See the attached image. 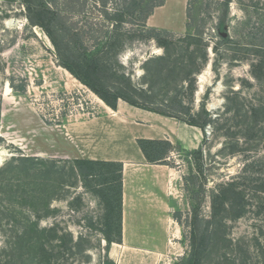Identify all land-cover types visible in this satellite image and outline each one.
Returning a JSON list of instances; mask_svg holds the SVG:
<instances>
[{"label": "rangeland", "instance_id": "1", "mask_svg": "<svg viewBox=\"0 0 264 264\" xmlns=\"http://www.w3.org/2000/svg\"><path fill=\"white\" fill-rule=\"evenodd\" d=\"M104 1L0 0V249L34 222L49 245L53 235L64 236L58 264H101L105 236L120 232L118 182H108L119 168L84 165V177L72 160L49 155L50 139L57 137L52 132L102 114L106 104L62 64L75 57L61 30L67 21L81 29L115 25L136 33L120 51L122 66L109 62L100 69L98 85L187 121L209 119L199 156L177 147L166 160L180 172L170 185L176 229L166 251L152 253V263L188 264L186 257L198 250L201 264H264V0H228V6L227 0H190L186 27L172 31L173 43L164 48L141 26L159 0ZM40 6L58 9L59 16L46 19ZM84 43L93 50L94 39L86 36ZM172 62L174 73L159 72ZM187 72L195 73L192 88L182 81ZM219 186L225 194L220 226L204 248L191 232L207 228L211 193Z\"/></svg>", "mask_w": 264, "mask_h": 264}, {"label": "crops", "instance_id": "2", "mask_svg": "<svg viewBox=\"0 0 264 264\" xmlns=\"http://www.w3.org/2000/svg\"><path fill=\"white\" fill-rule=\"evenodd\" d=\"M186 4L187 0H164L146 18V25L184 30ZM8 92L9 88L5 89L4 95ZM102 108V114L93 118L61 124L51 133L57 137L50 139L54 154L49 155L122 163L121 241L111 242L106 253L115 264L138 260L153 264L155 254L166 251L176 229L170 213V185L180 172L166 164L147 162L137 139H166L184 151H192L202 148L205 134L198 126L122 99L115 109L106 104ZM1 115L5 119V111Z\"/></svg>", "mask_w": 264, "mask_h": 264}, {"label": "trees", "instance_id": "3", "mask_svg": "<svg viewBox=\"0 0 264 264\" xmlns=\"http://www.w3.org/2000/svg\"><path fill=\"white\" fill-rule=\"evenodd\" d=\"M68 4L75 3V0H67ZM106 2V0L104 1ZM164 3V0H159L158 3L154 4L151 9L147 12L145 21L143 22L142 31L146 34H155L153 40L156 45L160 47H165L167 45H171L173 43L174 34L172 31L159 29L155 27H150L146 25V18L152 13L153 9L157 6H160ZM189 3L190 0L187 1L186 6V14L189 12ZM225 5L228 6V0L225 2ZM39 13L44 15L46 19H52L53 17H58L60 13L58 9H50L48 6H40ZM67 23L65 26L61 28L64 35L67 36L68 48H71L75 51V57L72 60H62L63 66L81 83L86 85L92 92H94L98 97H100L106 105L110 106L112 109L116 108V103L119 99H122L134 106L141 107L147 110L155 111L157 113L176 117L187 124L198 126L204 130L205 125L209 122V119L204 122L197 121H187L178 116L168 114L166 112L160 111L158 109L146 106L139 102V100H135L128 93H118L112 90H107L106 87L98 85V81L96 79V74L100 69L106 68L108 69L109 62H115V64L122 66L121 62L118 61V57L120 51L126 45L127 37L131 38L136 35L133 30L126 29L124 27H118L112 25L111 28L97 29L92 26L87 29H81L76 24L69 23L64 21L63 23ZM40 26L45 30L48 36L51 35V31L49 27L43 22L39 21ZM107 35V41L105 43H100L97 38L100 35ZM135 34V35H132ZM142 35V34H141ZM156 35L162 36L159 38ZM88 36L91 39H94V47L93 50H89L88 47L84 43V38ZM52 42L57 47L56 42L51 37ZM201 42V41H199ZM205 49V48H204ZM185 54L188 53V48L182 50ZM173 63V62H172ZM176 64L173 63L169 65L165 70L158 69L162 74H166V76L171 75L175 72ZM113 71V69H111ZM195 73L187 72L184 79L182 80L186 83L187 86L193 87L195 84ZM10 86L13 90L24 92L25 87L19 88L17 85L10 82ZM139 88L138 91L134 90V95H141ZM149 91V90H148ZM0 117H1V102H0ZM137 143L142 153L144 154L147 162L149 163H159L166 164L171 167L166 160L170 158V155L175 151V148L181 149L177 145H173L170 141L166 139H137ZM182 150V149H181ZM184 151V150H182ZM188 152V151H187ZM192 155L199 156L201 152V147L192 151ZM75 164H77V170L80 176H88V171L85 169L84 165H106L110 168L118 167L120 174L118 177L110 178L108 182H118L117 186V204L118 209L120 210V216H122V163L114 162V161H103V160H90V159H73ZM229 192L230 195H236V191L234 189V184H229ZM224 190L221 186H219L214 192L211 193V216L206 220L207 228L203 232V234H199L195 231L191 232V237L193 242L200 241L204 248L209 245L211 242L212 235H215L219 230V212H220V203L222 198L224 197ZM109 195V200H114ZM121 218V217H120ZM218 228V229H217ZM48 234L45 232V229H39L37 224L33 222L31 227H28L22 230L17 235V240H15L13 245L7 244L5 248L0 249V264H58L60 258H62L64 254V250L62 247V242L65 239L64 236L53 235L51 240L53 239V245H49L46 243V236ZM105 239L108 242V246L111 242H120L121 241V224H120V232L117 238L113 239L110 235H106ZM69 241L73 242L74 237H69ZM107 246V249H108ZM68 249V247H66ZM106 249V251H107ZM188 264H201L203 260V256L198 250H194L192 254L186 257ZM101 264H115V262L110 259L105 252V257L102 259Z\"/></svg>", "mask_w": 264, "mask_h": 264}, {"label": "bare ground", "instance_id": "4", "mask_svg": "<svg viewBox=\"0 0 264 264\" xmlns=\"http://www.w3.org/2000/svg\"><path fill=\"white\" fill-rule=\"evenodd\" d=\"M11 23V21L10 22H8V24H10ZM7 90V89H6ZM2 155H4V153L3 152H0V156H2Z\"/></svg>", "mask_w": 264, "mask_h": 264}]
</instances>
